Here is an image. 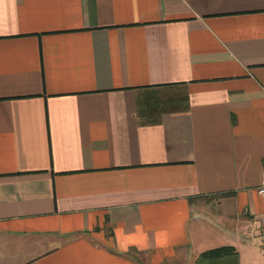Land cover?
<instances>
[{"label": "crops", "instance_id": "obj_1", "mask_svg": "<svg viewBox=\"0 0 264 264\" xmlns=\"http://www.w3.org/2000/svg\"><path fill=\"white\" fill-rule=\"evenodd\" d=\"M263 163L264 0H0V264H264Z\"/></svg>", "mask_w": 264, "mask_h": 264}, {"label": "trees", "instance_id": "obj_2", "mask_svg": "<svg viewBox=\"0 0 264 264\" xmlns=\"http://www.w3.org/2000/svg\"><path fill=\"white\" fill-rule=\"evenodd\" d=\"M229 258V262L225 259ZM225 260V261H223ZM239 264V252L234 245H220L202 251L196 264Z\"/></svg>", "mask_w": 264, "mask_h": 264}, {"label": "built area", "instance_id": "obj_3", "mask_svg": "<svg viewBox=\"0 0 264 264\" xmlns=\"http://www.w3.org/2000/svg\"><path fill=\"white\" fill-rule=\"evenodd\" d=\"M262 170H263V180H262V183H261L258 191L264 196V163H263ZM260 235H261L262 241L264 242V231Z\"/></svg>", "mask_w": 264, "mask_h": 264}]
</instances>
